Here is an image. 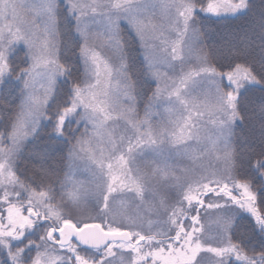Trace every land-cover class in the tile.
<instances>
[{
  "label": "snow or ice",
  "instance_id": "obj_1",
  "mask_svg": "<svg viewBox=\"0 0 264 264\" xmlns=\"http://www.w3.org/2000/svg\"><path fill=\"white\" fill-rule=\"evenodd\" d=\"M0 264H264V0H0Z\"/></svg>",
  "mask_w": 264,
  "mask_h": 264
},
{
  "label": "trees",
  "instance_id": "obj_2",
  "mask_svg": "<svg viewBox=\"0 0 264 264\" xmlns=\"http://www.w3.org/2000/svg\"><path fill=\"white\" fill-rule=\"evenodd\" d=\"M205 42L211 46L214 43H219V38L217 35L210 33L209 36L205 37ZM259 132L258 117L250 116L243 124L235 127L233 143L238 168L247 162L248 157L253 155L251 148L254 139L259 136Z\"/></svg>",
  "mask_w": 264,
  "mask_h": 264
}]
</instances>
